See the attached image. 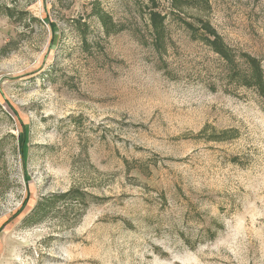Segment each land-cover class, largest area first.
Returning <instances> with one entry per match:
<instances>
[{"label":"rangeland","instance_id":"374dc122","mask_svg":"<svg viewBox=\"0 0 264 264\" xmlns=\"http://www.w3.org/2000/svg\"><path fill=\"white\" fill-rule=\"evenodd\" d=\"M204 24L264 75V0H0V264H264V101Z\"/></svg>","mask_w":264,"mask_h":264},{"label":"trees","instance_id":"16d2710c","mask_svg":"<svg viewBox=\"0 0 264 264\" xmlns=\"http://www.w3.org/2000/svg\"><path fill=\"white\" fill-rule=\"evenodd\" d=\"M204 29L205 33L199 34L200 38L206 41L213 52L223 60L222 81L233 88H252L264 101V75L259 66V60L246 53H234L213 29H210L208 25H205Z\"/></svg>","mask_w":264,"mask_h":264}]
</instances>
